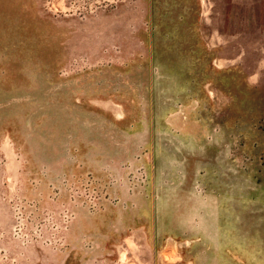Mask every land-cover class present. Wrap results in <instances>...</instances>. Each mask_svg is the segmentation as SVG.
Returning <instances> with one entry per match:
<instances>
[{
	"label": "rangeland",
	"instance_id": "rangeland-1",
	"mask_svg": "<svg viewBox=\"0 0 264 264\" xmlns=\"http://www.w3.org/2000/svg\"><path fill=\"white\" fill-rule=\"evenodd\" d=\"M234 1L203 25L201 0H0V264H169L171 129L220 141L190 168L229 195L230 257L264 264V0L236 24Z\"/></svg>",
	"mask_w": 264,
	"mask_h": 264
},
{
	"label": "crops",
	"instance_id": "crops-1",
	"mask_svg": "<svg viewBox=\"0 0 264 264\" xmlns=\"http://www.w3.org/2000/svg\"><path fill=\"white\" fill-rule=\"evenodd\" d=\"M234 2L228 15L231 16L230 23L236 24L240 23L242 17L237 15L241 10L239 2ZM206 3L207 0H201L202 22L203 25H210L211 18L207 17ZM253 4L255 9L253 1L251 7L246 9L247 14L248 11L250 14L248 20L251 25ZM162 120L166 122L165 117ZM162 142L170 145L171 163H177L180 172L178 178L172 180L171 189H156L151 203L155 249H163V252L165 250L164 253L171 258L166 261L169 264H237L229 255V247L224 244L226 236L221 221L229 195L219 187L220 183L208 184L204 175L200 177L199 169L193 172L189 165L200 158L196 156L199 153L188 152L192 147L201 149L200 154L211 159L216 157V152L221 148L220 141L212 142L203 135L200 147L193 132L171 129L167 136L164 135ZM228 184L235 186V190L237 185L241 188V183H237L236 179L234 183ZM180 246L189 251L191 257L185 256L184 250L181 254Z\"/></svg>",
	"mask_w": 264,
	"mask_h": 264
}]
</instances>
